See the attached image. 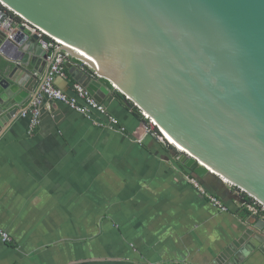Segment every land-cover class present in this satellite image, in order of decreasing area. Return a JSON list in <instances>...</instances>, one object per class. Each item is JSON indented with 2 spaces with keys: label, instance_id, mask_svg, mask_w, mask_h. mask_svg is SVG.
Wrapping results in <instances>:
<instances>
[{
  "label": "crops",
  "instance_id": "crops-1",
  "mask_svg": "<svg viewBox=\"0 0 264 264\" xmlns=\"http://www.w3.org/2000/svg\"><path fill=\"white\" fill-rule=\"evenodd\" d=\"M72 62L55 84L75 97L86 63ZM124 100L111 91L107 114L45 100L33 130L28 100L1 126L0 264H264L263 219L243 209L241 190L200 180L229 211L215 207L190 183L180 152L153 136L137 142L143 120Z\"/></svg>",
  "mask_w": 264,
  "mask_h": 264
},
{
  "label": "water",
  "instance_id": "water-1",
  "mask_svg": "<svg viewBox=\"0 0 264 264\" xmlns=\"http://www.w3.org/2000/svg\"><path fill=\"white\" fill-rule=\"evenodd\" d=\"M0 4V54L12 61L0 68V132L38 96L53 63L24 26L7 38L12 12L97 73L78 72L77 81L98 102L118 90L181 144V168L202 181L223 178L264 204V0Z\"/></svg>",
  "mask_w": 264,
  "mask_h": 264
},
{
  "label": "built area",
  "instance_id": "built-area-1",
  "mask_svg": "<svg viewBox=\"0 0 264 264\" xmlns=\"http://www.w3.org/2000/svg\"><path fill=\"white\" fill-rule=\"evenodd\" d=\"M1 5V4H0ZM2 6V5H1ZM4 6V5H3ZM9 15V14H8ZM35 28V27H34ZM4 31L7 34V38L9 40H13L16 33L20 30V27H14V21L11 16H8L5 25L3 26ZM38 31V35L41 38V44L43 48L47 51H59L62 47H69L68 45L62 43L55 37L49 35L45 31L35 28ZM46 37L49 39L47 40ZM73 49V48H72ZM76 51L75 49H73ZM78 52V51H77ZM79 53V52H78ZM81 54V53H80ZM73 58H71L69 53L61 52L55 56L53 63L51 65L50 71L47 76L44 78L38 96L30 103L28 109L31 113V125L30 128L33 130L39 123L40 118V106L42 103L47 101L59 102L65 104L70 109L78 112V113H87L91 110L98 111L102 114H107V108L103 103L98 102L89 92L88 90L77 83L74 86V90L76 92L75 97H70L64 91L56 87L55 81L57 78H67V67L72 64ZM85 67H89L85 64L82 67V71L88 72V69ZM93 71V70H92ZM92 76L96 77L97 73L92 72ZM134 106L139 110L142 117V127H143V136L138 139V143H142L145 137L153 136L159 139L160 141L167 142L170 146L174 147L180 153H188L186 150L179 149L176 145L172 144L166 137L165 133L157 128L153 122L149 119V117L144 113L143 110L138 108L135 104ZM26 110V111H27ZM25 113V112H24ZM109 119L112 124H116L117 120L113 116H109ZM190 183L205 197H207L210 202L217 208H219L222 212H228L229 208L225 205L223 200L216 195L210 193L205 189L200 180L195 176L188 177ZM243 195V209H245L248 213L252 214L256 217H261L264 220V204L258 201L256 198H253L241 190ZM246 196L250 197V200H245ZM4 241L10 240V237L7 233H1Z\"/></svg>",
  "mask_w": 264,
  "mask_h": 264
},
{
  "label": "trees",
  "instance_id": "trees-1",
  "mask_svg": "<svg viewBox=\"0 0 264 264\" xmlns=\"http://www.w3.org/2000/svg\"><path fill=\"white\" fill-rule=\"evenodd\" d=\"M0 8H3L1 5H0ZM9 16H11V18L13 19L14 21V27L17 28V27H26L27 25H30L28 23H26L23 19H21L20 17H18L17 15H15L14 13L12 12H8ZM31 26V25H30ZM47 40H49L47 37H46ZM7 64V62L0 56V68L5 66ZM109 88H111V90L113 89L112 86L106 81V80H102ZM113 91L117 94L118 97H122V98H125L123 96V94L121 92H119L118 90H115L113 89ZM137 110V114L140 116V112L138 109ZM245 200H250V197L249 196H246Z\"/></svg>",
  "mask_w": 264,
  "mask_h": 264
},
{
  "label": "bare ground",
  "instance_id": "bare-ground-1",
  "mask_svg": "<svg viewBox=\"0 0 264 264\" xmlns=\"http://www.w3.org/2000/svg\"><path fill=\"white\" fill-rule=\"evenodd\" d=\"M164 133H165V132H164ZM165 135H166L167 139H168L172 144L176 145L179 149L185 150V148H184L181 144H179L174 138H172L171 136H169V135L166 134V133H165ZM226 181H227V180H226Z\"/></svg>",
  "mask_w": 264,
  "mask_h": 264
},
{
  "label": "flooded vegetation",
  "instance_id": "flooded-vegetation-1",
  "mask_svg": "<svg viewBox=\"0 0 264 264\" xmlns=\"http://www.w3.org/2000/svg\"><path fill=\"white\" fill-rule=\"evenodd\" d=\"M200 180V179H199ZM201 182V181H200Z\"/></svg>",
  "mask_w": 264,
  "mask_h": 264
},
{
  "label": "rangeland",
  "instance_id": "rangeland-1",
  "mask_svg": "<svg viewBox=\"0 0 264 264\" xmlns=\"http://www.w3.org/2000/svg\"><path fill=\"white\" fill-rule=\"evenodd\" d=\"M182 150V149H181ZM184 151V150H183Z\"/></svg>",
  "mask_w": 264,
  "mask_h": 264
}]
</instances>
